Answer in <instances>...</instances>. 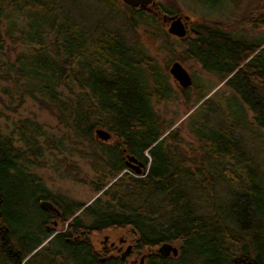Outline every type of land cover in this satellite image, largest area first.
<instances>
[{
  "label": "trees",
  "instance_id": "16d2710c",
  "mask_svg": "<svg viewBox=\"0 0 264 264\" xmlns=\"http://www.w3.org/2000/svg\"><path fill=\"white\" fill-rule=\"evenodd\" d=\"M245 6L242 31L195 21L183 40L181 59L229 91L217 103L196 95L191 116L205 115L189 122L198 152L185 155L155 108L175 96L167 68L138 32L151 29L171 52L162 20L179 16L175 0L145 11L108 0L94 21L77 16L76 0H0L2 92L16 108L28 100L48 111L57 130L29 118L9 124L0 111V264H123L102 262L91 242L120 229L134 237V252L152 250L141 264H264V38L247 35L264 32V0ZM127 156L142 163L141 175ZM47 167L95 197L52 193L33 172ZM17 174L31 187L15 184ZM163 243L177 244L178 256L157 255Z\"/></svg>",
  "mask_w": 264,
  "mask_h": 264
},
{
  "label": "rangeland",
  "instance_id": "374dc122",
  "mask_svg": "<svg viewBox=\"0 0 264 264\" xmlns=\"http://www.w3.org/2000/svg\"><path fill=\"white\" fill-rule=\"evenodd\" d=\"M64 3L70 4L72 0H58ZM120 1V0H119ZM220 4L215 6L207 5L202 0H175V3L180 9L179 16L188 17V24L195 21H205L208 24H220L224 28H232L236 31H242L245 27L242 25L243 15L246 10V2L249 0H238L239 6H236L237 0H220ZM121 2V1H120ZM157 2L163 3L167 0H157ZM77 3V16L85 21L97 20L100 16L105 17L107 14L108 0H76ZM163 21V20H162ZM168 23H164L166 26V32ZM248 30V29H246ZM245 30V31H246ZM139 35L143 46L147 49L151 56L155 57L161 68H167V75L169 83L174 91V98L163 104L156 105V111L163 117V119L170 124V130L178 131L180 150L185 155H191L193 152H198V145L192 135L190 134L188 127L189 122L195 118L205 115V110H200L191 116L192 112L196 108V95L199 93L207 94L215 100H219L217 95H228L229 91L224 86L223 82H220L219 78L215 75L209 74L202 70L200 65L192 60L184 61L181 59V53L185 48L182 39H178L168 34L167 46L171 49V52L166 50L164 37L158 36L151 37V34H155L151 29L139 28ZM248 33V34H247ZM247 35L251 37L264 38L263 31H247ZM174 63H179L183 69L189 74L191 78V84L187 93L182 94L179 92L181 88L177 81H175L169 74V70ZM3 84L0 83V111H3L7 116V122L11 124L18 119L29 118L35 120L39 124L43 125L45 129H52L54 134L56 133L55 121L52 115L45 110H40L27 100L22 107L16 108L15 103H8L6 97L2 92ZM206 97V98H207ZM7 107H10L7 109ZM191 116V118H190ZM110 144V142H109ZM53 158L49 159V163L53 162ZM34 175L40 182L54 194H60L69 199H74L80 202H89L95 195L84 185H78L69 179H64L57 175L51 168H42L34 170ZM136 174V173H135ZM29 177H24L21 174H17L13 178L15 184H22L24 186L29 185ZM33 188V187H32ZM56 229L60 231L62 226L57 225ZM109 236L111 241L117 240V238L125 239V249L129 244L134 243V237L128 229L113 230L105 232L103 234H96L92 236V243L94 247L99 251L102 247L104 236ZM177 247V244H172ZM150 249H146L138 255V252H134V255L129 256L126 259L127 263H139L142 257L146 253H149ZM137 254V255H136ZM137 258L135 262L134 259ZM141 257V258H140ZM42 261L38 260L33 264H41Z\"/></svg>",
  "mask_w": 264,
  "mask_h": 264
},
{
  "label": "water",
  "instance_id": "95a60500",
  "mask_svg": "<svg viewBox=\"0 0 264 264\" xmlns=\"http://www.w3.org/2000/svg\"><path fill=\"white\" fill-rule=\"evenodd\" d=\"M120 1L122 4H124L125 6L129 8H132V9L139 8L144 11L149 10L148 7L154 6L156 4V0H120ZM188 20H189L188 17L183 18L178 15L163 17V22L168 23V28H167L168 34L178 39L186 38L187 36L186 25H187ZM169 74L175 81L178 82L181 88L186 89L190 86L191 78L189 74L185 71V69L181 67L179 63H174L172 65V67L169 70ZM95 138L101 142L107 143L110 141L111 136L109 132H107L106 130L97 129L95 130ZM125 165L128 169L132 170L137 175L142 174L143 165L142 163L138 162L137 159H135L133 156H127ZM39 205L42 210L54 212L57 215L59 214L58 210L54 207V205L48 201H41ZM52 237L53 235L49 239H51ZM49 239H47L46 242ZM131 249H132V246H128L125 252L123 253L122 257L124 256L126 257V255L129 254ZM155 253L162 258H168V257L176 258L178 256V248L173 246L170 243H163L155 249ZM143 259L144 258H142L141 263L143 262Z\"/></svg>",
  "mask_w": 264,
  "mask_h": 264
},
{
  "label": "flooded vegetation",
  "instance_id": "af4514ba",
  "mask_svg": "<svg viewBox=\"0 0 264 264\" xmlns=\"http://www.w3.org/2000/svg\"><path fill=\"white\" fill-rule=\"evenodd\" d=\"M190 25H191V23L190 24L187 23V25H186V27H187V33L190 30ZM183 40L184 39H182V41ZM58 224L59 223H58L57 220L56 221H53L52 227L53 228H56ZM47 230H49V226H47ZM53 237H54V235H53ZM51 239H49L47 242L45 241L46 243L43 241L44 243L41 246L46 245ZM91 242H92V238H91ZM125 243H126V241L123 238H117V240L111 241L110 238H109V236L106 235V236H104V240L102 242V247H101V249L99 251L94 247L93 243H92V245L95 248L96 253L101 256L102 262L105 261V260H110V261L120 260L121 262H123V264H125V260L129 256L134 255V250H136V245L134 243L133 244H129L128 246H132L131 251L129 252L128 255H126V257L125 256L122 257L123 253L126 250L125 249ZM137 254L140 255L141 252H138ZM144 257H145V255H144ZM142 258L140 260H138L140 264H141ZM144 260H145V258L143 259V262H144ZM134 261L135 262L137 261V258L136 257H135Z\"/></svg>",
  "mask_w": 264,
  "mask_h": 264
}]
</instances>
